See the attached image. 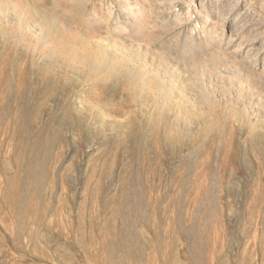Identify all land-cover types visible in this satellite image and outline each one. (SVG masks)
<instances>
[{
	"label": "rangeland",
	"instance_id": "obj_1",
	"mask_svg": "<svg viewBox=\"0 0 264 264\" xmlns=\"http://www.w3.org/2000/svg\"><path fill=\"white\" fill-rule=\"evenodd\" d=\"M135 2L0 0V264H264V0Z\"/></svg>",
	"mask_w": 264,
	"mask_h": 264
},
{
	"label": "bare ground",
	"instance_id": "obj_2",
	"mask_svg": "<svg viewBox=\"0 0 264 264\" xmlns=\"http://www.w3.org/2000/svg\"><path fill=\"white\" fill-rule=\"evenodd\" d=\"M119 8H120V11L123 12V14L125 15V17L127 18L126 22H125V26H122V24H118V26L120 25L124 30H131L132 32H141L143 31L142 29H144L145 27V13L147 12L146 9L144 8V10H142V6H140V4L138 5L135 0H116ZM220 2V1H218ZM219 4V3H218ZM199 5V4H198ZM202 5V4H200ZM214 5V4H213ZM221 6V5H220ZM145 7V6H144ZM147 7V6H146ZM150 8V7H149ZM219 8V7H218ZM199 9L201 10L200 12H203V14H210V12L212 13V10H207L206 9V6L202 5L201 7H199ZM221 9V7H220ZM152 11V10H151ZM210 11V12H208ZM199 12V13H200ZM94 13V12H93ZM152 13V12H151ZM158 14V13H157ZM95 15V14H94ZM98 15V14H97ZM109 15V14H108ZM151 16V14H150ZM211 16V15H210ZM209 15H207V17L205 16V20L201 23V24H195V25H198L200 27L199 29V32L203 30L205 36H210L212 38L211 41H217L218 37L216 35H214L218 30H216V26H213V23H212V20L210 18ZM101 17V16H100ZM105 16H103L104 18ZM97 18V16H96ZM99 18V17H98ZM111 18V17H110ZM102 19V18H101ZM100 19V20H101ZM106 19V18H105ZM99 20V19H98ZM99 20V21H100ZM154 20V19H153ZM156 20V19H155ZM106 21V20H105ZM108 21V20H107ZM152 21V20H151ZM211 21V23L208 25L209 28H205V24H208L209 22ZM116 24H117V21H116ZM120 27V28H121ZM197 27V26H196ZM121 28V29H122ZM219 28V27H218ZM115 29H118V27L115 26ZM198 29V28H197ZM51 30V29H50ZM49 30V33L51 34L52 32ZM119 30V29H118ZM129 30V31H130ZM47 31V30H46ZM147 32V31H146ZM234 32V31H233ZM48 34V33H47ZM65 34V33H64ZM138 34V33H137ZM140 34V33H139ZM201 35V34H200ZM48 37V36H47ZM49 40H53L54 42V49H53V52L56 54V55H62L63 51L68 49L71 53H77L80 51L81 49V43H79L78 39L75 37V36H61V37H56V36H52V37H48ZM206 41V39H205ZM209 42V41H208ZM260 50V49H259ZM217 58H216V62L215 63H212V64H209L208 66L205 65V64H201L199 63L197 60V62H195V67H203L205 69H207L208 71H212V70H216L219 68L218 64L219 62H222L223 61H226L224 60L225 57L224 56H221L217 53ZM226 55V54H225ZM250 56V54H249ZM193 62V61H192ZM225 63V62H224ZM233 65V64H232ZM233 67H236L235 65Z\"/></svg>",
	"mask_w": 264,
	"mask_h": 264
}]
</instances>
